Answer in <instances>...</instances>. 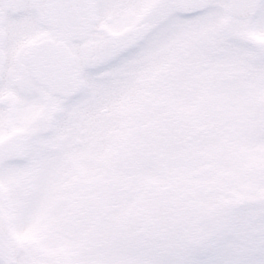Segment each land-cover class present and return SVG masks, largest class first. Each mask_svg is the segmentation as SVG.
Segmentation results:
<instances>
[{
	"label": "snow or ice",
	"instance_id": "obj_1",
	"mask_svg": "<svg viewBox=\"0 0 264 264\" xmlns=\"http://www.w3.org/2000/svg\"><path fill=\"white\" fill-rule=\"evenodd\" d=\"M0 264H264V0H0Z\"/></svg>",
	"mask_w": 264,
	"mask_h": 264
}]
</instances>
